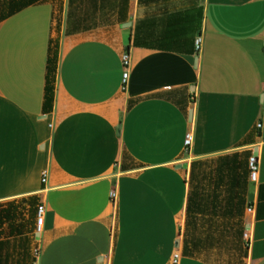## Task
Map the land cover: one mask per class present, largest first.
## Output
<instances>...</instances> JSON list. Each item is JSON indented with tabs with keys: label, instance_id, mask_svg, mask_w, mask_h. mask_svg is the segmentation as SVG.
<instances>
[{
	"label": "crops",
	"instance_id": "obj_1",
	"mask_svg": "<svg viewBox=\"0 0 264 264\" xmlns=\"http://www.w3.org/2000/svg\"><path fill=\"white\" fill-rule=\"evenodd\" d=\"M175 251L264 264V0H0V264Z\"/></svg>",
	"mask_w": 264,
	"mask_h": 264
},
{
	"label": "built area",
	"instance_id": "obj_2",
	"mask_svg": "<svg viewBox=\"0 0 264 264\" xmlns=\"http://www.w3.org/2000/svg\"><path fill=\"white\" fill-rule=\"evenodd\" d=\"M201 46H202V38L200 35H198L194 40L195 50L197 52H199L201 49ZM122 63L124 66V71H123L122 76H123V80L125 81L126 76H127V65H128V53L127 52H124L122 55ZM262 126H263V122L261 120H259L256 123V129L261 130ZM191 140H192L191 132H188L185 136V139H184V147L186 149L190 147ZM248 168H249L250 180L252 182H256L258 179V170H259V159H258L257 153L256 154L252 153L249 155V157H248ZM46 177H47V172L43 171L42 175H41V181L45 182ZM110 198L112 200H114V198H115V190L114 189H112L110 191ZM44 213H45V205H44V203L41 202L36 206V231L38 233L40 232V230L42 228ZM178 259H179V253H178V251H175L173 254V257H172V264H176L178 262ZM102 264H110L109 255H106L105 257L102 258Z\"/></svg>",
	"mask_w": 264,
	"mask_h": 264
},
{
	"label": "water",
	"instance_id": "obj_3",
	"mask_svg": "<svg viewBox=\"0 0 264 264\" xmlns=\"http://www.w3.org/2000/svg\"><path fill=\"white\" fill-rule=\"evenodd\" d=\"M190 115H191V112H190ZM254 154H256L257 152H256V150H254V152H253Z\"/></svg>",
	"mask_w": 264,
	"mask_h": 264
}]
</instances>
